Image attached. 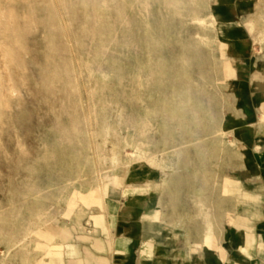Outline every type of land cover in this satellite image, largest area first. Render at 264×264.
Returning a JSON list of instances; mask_svg holds the SVG:
<instances>
[{
	"label": "rangeland",
	"instance_id": "obj_1",
	"mask_svg": "<svg viewBox=\"0 0 264 264\" xmlns=\"http://www.w3.org/2000/svg\"><path fill=\"white\" fill-rule=\"evenodd\" d=\"M259 223L264 0H0V264L240 252Z\"/></svg>",
	"mask_w": 264,
	"mask_h": 264
},
{
	"label": "crops",
	"instance_id": "obj_2",
	"mask_svg": "<svg viewBox=\"0 0 264 264\" xmlns=\"http://www.w3.org/2000/svg\"><path fill=\"white\" fill-rule=\"evenodd\" d=\"M257 241L250 249L249 243L242 242V251H226L225 254L204 246V249L196 250L173 249L170 246L161 247V261L155 264H264V224L257 225ZM263 232V233H262ZM149 243L158 244L157 240L149 239ZM141 252L133 256L136 260L141 259ZM155 258V256H154ZM153 258V259H154ZM137 263V262H136Z\"/></svg>",
	"mask_w": 264,
	"mask_h": 264
}]
</instances>
